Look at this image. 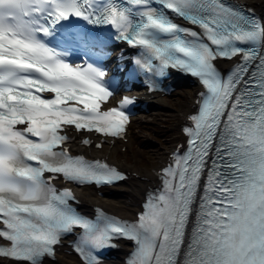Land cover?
Here are the masks:
<instances>
[{"label":"snow or ice","instance_id":"obj_1","mask_svg":"<svg viewBox=\"0 0 264 264\" xmlns=\"http://www.w3.org/2000/svg\"><path fill=\"white\" fill-rule=\"evenodd\" d=\"M70 18L139 49L138 72L182 71L203 89L183 128L186 148L133 221L100 209L89 218L54 184L126 179L71 155L63 133L122 137L135 102L101 109L114 93L97 39L66 31L100 61L82 64L47 42ZM221 62H231L226 74ZM0 225V258L12 264H42L69 235L82 264H101L99 253L121 240L132 243L125 264H264V17L225 0H0Z\"/></svg>","mask_w":264,"mask_h":264},{"label":"bare ground","instance_id":"obj_2","mask_svg":"<svg viewBox=\"0 0 264 264\" xmlns=\"http://www.w3.org/2000/svg\"><path fill=\"white\" fill-rule=\"evenodd\" d=\"M246 2L251 3L256 9H260L264 5V0H245ZM194 86L188 85L185 89L184 96L187 95L190 90ZM184 96L182 99H170L166 98L164 96H158L154 95L152 100H154L156 103L161 104L162 106L169 109V106H171L174 111H171V120L168 122L166 126V132H167V139H168V145L166 148H170L171 145L178 139L179 137V131L178 126L179 123L183 117V114L185 111L189 110V102L182 101L184 99ZM185 102V103H184ZM131 121V120H130ZM133 121L137 124H140L142 121V117L139 115H135L133 117ZM129 138V137H128ZM119 140H114L111 144L109 143H103L101 147L99 148H92L91 146L83 147L84 150H89L92 155L96 154H106L107 156H110L111 159L115 160L116 163L121 167L129 171V176L127 177V181L123 184H119L117 186L112 185L107 187L108 189H112L114 191H120L122 192L121 195L124 197L122 199V203L114 204L112 200H102L103 198L97 197L93 192L90 186L83 185L80 187L79 191V198H80V205L82 207H86L89 203H103V205L113 211L116 212H128L132 208L135 207L138 199L140 198L143 189L146 187L147 184L151 183L153 179L154 172L148 170V169H140L136 166L135 162L125 163L123 158L116 159V147L119 146ZM122 144H128L127 141H122ZM135 156L133 155L132 158ZM163 160V155H159L157 158V163L153 165L154 167H157ZM136 173L138 176H134L131 173ZM141 176V177H139ZM116 257V256H115ZM112 264H119V262L115 261V259H112L111 261H108ZM43 264H80V262L74 260L71 257L64 258L61 256H58L56 260H46L43 262Z\"/></svg>","mask_w":264,"mask_h":264},{"label":"rangeland","instance_id":"obj_3","mask_svg":"<svg viewBox=\"0 0 264 264\" xmlns=\"http://www.w3.org/2000/svg\"><path fill=\"white\" fill-rule=\"evenodd\" d=\"M185 89L184 87L176 88L165 97L172 100L182 99ZM189 94L190 92L184 96L182 101L187 102ZM159 106L160 104L150 107L147 111L143 112V114L140 115L142 117L140 124L134 122L133 119L131 120L129 138L125 140L128 144L123 143L124 145L116 147L117 160L118 158H123L124 162L127 164L135 162L138 168H146L153 171V165L157 163V158L159 155L162 156L167 149L168 139L166 126L171 120V111H174L171 106H169V109H167L168 106ZM133 155L135 156L134 158H132ZM125 181L126 179L118 184H123ZM117 187L119 186L117 185ZM121 193L120 191H114L101 198H103L102 200L104 201L112 200L114 204L122 203L124 197ZM58 256L64 258L71 257L69 255H57V257ZM115 260L119 262V259Z\"/></svg>","mask_w":264,"mask_h":264}]
</instances>
